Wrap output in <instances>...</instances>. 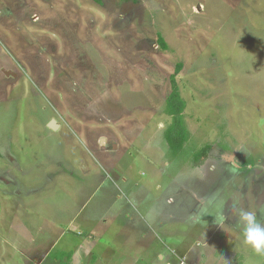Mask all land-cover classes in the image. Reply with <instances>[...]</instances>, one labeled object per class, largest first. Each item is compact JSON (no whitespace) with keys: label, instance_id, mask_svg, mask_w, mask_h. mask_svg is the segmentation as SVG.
Returning a JSON list of instances; mask_svg holds the SVG:
<instances>
[{"label":"rangeland","instance_id":"1","mask_svg":"<svg viewBox=\"0 0 264 264\" xmlns=\"http://www.w3.org/2000/svg\"><path fill=\"white\" fill-rule=\"evenodd\" d=\"M174 73L189 132L175 154ZM103 176L122 197L118 179L150 183L153 260L264 264L233 212L238 200L264 223V0H0V264H27L65 227L87 232L69 223L89 198L104 213ZM198 207L205 234L173 215Z\"/></svg>","mask_w":264,"mask_h":264},{"label":"crops","instance_id":"2","mask_svg":"<svg viewBox=\"0 0 264 264\" xmlns=\"http://www.w3.org/2000/svg\"><path fill=\"white\" fill-rule=\"evenodd\" d=\"M149 166L153 169V164H149ZM101 179L103 180L101 181L102 194L101 200L99 199V210H104V213L96 216L98 212L93 207L90 208L94 202L89 198L87 204L79 211V216H74L69 223L73 224L76 221L78 225L80 223L78 227H83V222H86L89 226L88 231L84 233L86 235L82 232L78 235L74 234L67 227L60 229L54 238L47 240L43 246L34 243L29 249L23 251L26 252L28 258L27 264H158V262L168 264L162 260L163 257L167 256V253L160 250L157 256L161 259L153 260V196L150 193V183L141 180H127L124 177L123 181L117 180L122 188L120 191L132 199L134 211L131 213L127 211L126 196L122 197L116 193V186L113 183L111 185V181L104 179V176ZM4 180L10 183L7 178ZM151 186L153 187L152 184ZM175 198L182 201L181 206L188 207L191 204L188 203L189 201H184V195L181 193H177ZM135 201L139 202L143 209L139 210L134 204ZM197 201L204 203L199 198ZM196 206L204 207L205 204ZM200 207L193 213L187 211L186 218H183L177 214L179 213L177 211L179 206L173 215L178 218L177 222H181L182 225L192 224L195 231L198 230V232L201 231L205 234L209 222L201 219L202 215L198 213ZM86 211L88 212L83 217ZM157 214L158 218L161 219L160 213L157 212ZM78 217H80L79 221H77ZM97 219H101L102 224L99 230L93 227ZM160 223V220L159 222L156 221V225L161 226ZM165 232L169 234V237L185 233L182 229L165 230ZM97 235L99 237L96 240L95 236ZM33 239L34 237L30 241L32 242Z\"/></svg>","mask_w":264,"mask_h":264},{"label":"trees","instance_id":"3","mask_svg":"<svg viewBox=\"0 0 264 264\" xmlns=\"http://www.w3.org/2000/svg\"><path fill=\"white\" fill-rule=\"evenodd\" d=\"M97 3H102V0H93ZM159 42L162 47H165V42L162 37L159 36ZM181 65L177 64L176 71H179ZM175 73L170 77V92L165 101L164 112L171 117L170 124L164 130V138L169 149L172 153H177L182 149L185 142L188 139L189 132L185 126L183 119V110L185 107V101L180 95L178 83L176 81ZM207 151V147L203 146L196 151L195 157H193L194 163L199 165L197 162L201 161V157H204V154ZM172 154V155H174Z\"/></svg>","mask_w":264,"mask_h":264},{"label":"clouds","instance_id":"4","mask_svg":"<svg viewBox=\"0 0 264 264\" xmlns=\"http://www.w3.org/2000/svg\"><path fill=\"white\" fill-rule=\"evenodd\" d=\"M233 212L236 215V227L240 230L243 243L250 247L257 255L264 256V223H261L253 211L242 206L238 200L233 204ZM223 216L218 223H223Z\"/></svg>","mask_w":264,"mask_h":264},{"label":"water","instance_id":"5","mask_svg":"<svg viewBox=\"0 0 264 264\" xmlns=\"http://www.w3.org/2000/svg\"><path fill=\"white\" fill-rule=\"evenodd\" d=\"M48 126H49L51 129H55V128H58V127H59V124L56 122L55 119H51V120L48 122Z\"/></svg>","mask_w":264,"mask_h":264},{"label":"built area","instance_id":"6","mask_svg":"<svg viewBox=\"0 0 264 264\" xmlns=\"http://www.w3.org/2000/svg\"><path fill=\"white\" fill-rule=\"evenodd\" d=\"M179 264H187V262H186V258L181 257V258H180V262H179Z\"/></svg>","mask_w":264,"mask_h":264}]
</instances>
